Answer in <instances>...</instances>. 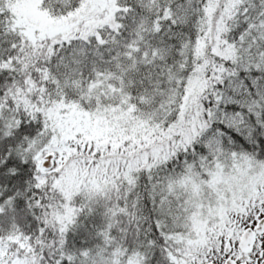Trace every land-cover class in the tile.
I'll return each instance as SVG.
<instances>
[{"label":"snow or ice","instance_id":"obj_1","mask_svg":"<svg viewBox=\"0 0 264 264\" xmlns=\"http://www.w3.org/2000/svg\"><path fill=\"white\" fill-rule=\"evenodd\" d=\"M0 264H264V0H0Z\"/></svg>","mask_w":264,"mask_h":264}]
</instances>
